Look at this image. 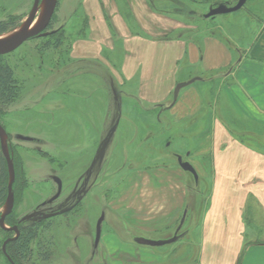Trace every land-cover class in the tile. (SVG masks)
Segmentation results:
<instances>
[{
	"label": "rangeland",
	"instance_id": "1",
	"mask_svg": "<svg viewBox=\"0 0 264 264\" xmlns=\"http://www.w3.org/2000/svg\"><path fill=\"white\" fill-rule=\"evenodd\" d=\"M148 3L154 12L166 16L165 24L151 18L152 33H158L154 31L157 23L167 27V38L198 39L203 34H215L227 38L237 49L253 42L264 24V0H247L237 11L209 18L204 15L211 7L221 3L231 6L237 0H208L206 3L198 0H148ZM32 4L33 0H0V20L11 24L10 30L0 37L19 29ZM118 5L132 24L127 0H118ZM42 11L43 6L39 16ZM88 20L84 0H58L47 36L30 39L16 51L0 57L1 64L8 61L15 66L25 85L12 105L0 106L6 148L19 169L15 219L35 211L38 206H42L41 213L61 204L70 206L75 202L80 186H87L81 204L67 217L69 224L64 225L66 219L59 217L36 226L38 235L32 243V254L20 264H112L104 253L105 232L113 229L124 238L133 239V234L128 232L130 226L124 221L126 214L117 212L118 215L112 216L115 211L111 203L126 192L127 184L131 182L130 186H133L135 181L141 185V179H131L128 183L126 179L152 166L178 165V155L193 166L195 163L201 170L209 166L206 158L195 155L194 149L210 130V115L205 102L211 100L209 95L213 86L194 82L181 90L195 87L202 93L204 113L199 114L197 121L192 116L184 119L168 110L173 95L161 108L139 102L135 97V82L118 83L111 77V67L98 62H81L70 56L73 42L83 37L88 29ZM174 24L180 28L174 30ZM132 28H135L134 24ZM56 40L61 45L53 48L50 45ZM46 42L50 44L49 48ZM104 54L112 66L120 68V43L116 50H104ZM191 75L193 73L186 72L183 76L191 78ZM220 110L223 111L221 106ZM57 176L63 182L59 199L62 201L44 206L57 190L53 181ZM187 181L189 188L196 183L190 173ZM208 183V178L199 176L196 185L198 189H205ZM190 201V216L179 234L199 222L201 202L196 197ZM7 210L5 202L0 206L1 217ZM104 210L109 212V217L103 221L102 243L99 242L97 254L93 257L95 225ZM178 224L164 233L151 234V237H172ZM193 229L191 235L172 244L154 247L164 254L165 264H189L192 261L194 243L190 248L187 242L197 236V228ZM255 229L253 235L256 238L261 233ZM135 233V237L150 235L142 234V231ZM7 234L0 226V264H9L2 253ZM41 238L46 252L40 250Z\"/></svg>",
	"mask_w": 264,
	"mask_h": 264
},
{
	"label": "crops",
	"instance_id": "2",
	"mask_svg": "<svg viewBox=\"0 0 264 264\" xmlns=\"http://www.w3.org/2000/svg\"><path fill=\"white\" fill-rule=\"evenodd\" d=\"M127 4L132 24L121 13L118 0H84L89 26L73 42L70 56L111 67L113 80L135 82L136 99L150 106L168 102L178 82L195 76L202 78L197 84L213 86L211 100L205 102L210 130L194 149L209 163L208 168L201 165L202 170L194 163L198 175L209 183L205 189L189 188V173L179 165L152 166L130 175L127 183L141 179V185L128 183L111 207L113 217L117 212L126 214L133 239L113 229L105 232V255L112 264H165L160 250L134 243L135 231L150 234L140 235L146 238H165L151 234L170 230L185 210L187 222L190 200L196 197L202 205L199 222L184 235L197 228V236L187 242L195 247L189 264H264V24L253 42L232 49L215 34L167 38V27L156 22L154 34L151 18L165 24L166 16L154 12L148 0ZM118 43L122 58L120 68H115L104 50L114 51ZM186 72L193 73L191 78L183 76ZM180 93L168 110L199 120L205 106L202 93L195 87ZM255 228L261 233L256 238Z\"/></svg>",
	"mask_w": 264,
	"mask_h": 264
},
{
	"label": "water",
	"instance_id": "3",
	"mask_svg": "<svg viewBox=\"0 0 264 264\" xmlns=\"http://www.w3.org/2000/svg\"><path fill=\"white\" fill-rule=\"evenodd\" d=\"M247 0H237V3L234 5H227L225 3H221L216 7H211L209 11L204 15L206 18L214 17L216 15L221 14H227L234 11H237L241 9ZM58 0H34L32 9L25 20V22L19 26V29L13 32L10 35L0 37V55L8 54L16 49H18L23 43L28 41L30 38L36 37V36H47L49 32L44 31L50 24L52 17L55 13L56 7H57ZM43 6V11L41 12L39 16L40 8ZM1 36V35H0ZM202 78L199 76L192 77L189 80L178 82L174 88L173 91V100L171 104L168 106V108L172 107L174 103L177 101L179 93L182 88L187 87L188 85L194 83L195 81L201 80ZM116 95V94H115ZM117 124L114 125V128H116ZM112 132L114 129H111ZM6 135V131L3 128V126L0 123V140H1V146L3 150V154L5 155V158L7 160L9 171H10V182H9V193L7 198V205L8 210L0 219V225L5 228L4 226V220L7 214L11 213L14 207V193L12 191V184L15 177V169L13 164V159L10 156V153L8 149L6 148L4 136ZM24 139H31L29 137H25ZM177 161L179 166L186 172L193 175L196 183L199 180L198 173L194 166L186 160H183V157L181 155L177 156ZM59 188L61 189V182L59 181ZM187 210L184 211L183 216L180 220V223L177 227L176 233L174 236L165 238V239H152V238H146V237H136L134 238V241L139 245H145L150 247H161L167 244H172L176 241H178L180 238H182L185 235L184 233H178L181 227L184 224L185 218H186ZM50 215V214H49ZM49 215H45V217H48ZM104 216L102 215L97 223V231H96V238H95V246H98L100 237H101V223L103 221ZM15 229V228H14ZM10 239H8L6 242H8ZM5 242V243H6Z\"/></svg>",
	"mask_w": 264,
	"mask_h": 264
},
{
	"label": "trees",
	"instance_id": "4",
	"mask_svg": "<svg viewBox=\"0 0 264 264\" xmlns=\"http://www.w3.org/2000/svg\"><path fill=\"white\" fill-rule=\"evenodd\" d=\"M198 1H201L202 3L204 2L206 3L208 0H198ZM51 22L48 26L49 28L51 27V24H52ZM10 27H11L10 22L0 21V35L9 31ZM225 39L230 44L232 49L236 48L234 47L232 42H230L227 38ZM46 43L48 45L47 46L48 48L50 46H52L53 48H58L61 45V42H58V40H56L52 45H50L48 42ZM24 86H25L24 82L17 75L16 68L14 65H12L8 61L6 63H2V64L0 63V106L8 107L12 105L21 95V91ZM13 164H14V169H15V177H14V181L12 184V191L14 192V196H15L16 195L15 188L18 182V176H19L18 170L19 169L17 167V164L15 163ZM9 182H10L9 166L5 158V155L3 154L1 140H0V206L3 205L7 201L8 193H9V188H8ZM194 186H196V183H194ZM194 186H190V188H193ZM13 212L14 211L6 215L5 220H4L5 224L7 223L9 225H13L14 222H16V219L13 216L14 215ZM0 219H1V215H0ZM1 228L3 229L2 226ZM37 231L38 230L36 226L28 227L21 232L20 237H18L15 242H12L8 245L7 252L8 254H10L12 259L17 264L23 261L27 255L32 254L33 249L31 247H32L33 241L37 238V235H38ZM50 241L51 240L49 239V243H51ZM39 245H41L40 250L46 249L44 248L45 246L42 245V238L41 240H39Z\"/></svg>",
	"mask_w": 264,
	"mask_h": 264
},
{
	"label": "flooded vegetation",
	"instance_id": "5",
	"mask_svg": "<svg viewBox=\"0 0 264 264\" xmlns=\"http://www.w3.org/2000/svg\"><path fill=\"white\" fill-rule=\"evenodd\" d=\"M34 1V0H33ZM33 5V4H32ZM57 8V7H56ZM0 21H4V20H0ZM49 30V27H47L44 31H48ZM36 37H43V36H36ZM36 37H33V38H36ZM32 39V38H30ZM29 39V40H30ZM28 40V41H29ZM27 42V41H26ZM24 44V43H23ZM22 44V45H23ZM21 45V46H22ZM20 46V47H21ZM19 47V48H20ZM17 50V49H16ZM15 50V51H16ZM14 52V51H13ZM12 53V52H11ZM10 54V53H8ZM8 54H3V55H0L1 56H5V55H8ZM81 62H84V61H81ZM1 123V122H0ZM2 125V123H1ZM3 126V125H2ZM4 128V126H3ZM5 129V128H4ZM53 181L56 183L57 185V190L56 192L48 199V201L45 203L44 206L46 205H57L58 203H61V201L59 200L60 197H61V194H62V190H63V182L62 180L57 176V177H53ZM59 181L61 182V189L59 188ZM87 186L84 184V186H80L78 192H77V196H76V200L74 203H72L70 206H62V204L58 207H55L54 209H51L49 211H47L46 213H41L39 211V209L42 207V206H38L36 208L35 211L31 212V213H28L27 215L21 217V218H18V220L16 219V222H14L13 225H7L5 226L4 231L6 233H9L7 234L6 238L4 239V242L2 244V253L3 255L5 256L7 262L9 264H17L13 259L12 257L10 256V254H8L7 252V247L10 243L12 242H15L16 239L18 237H20V234L21 232L28 228V227H34V226H39L40 223L44 222V221H50V220H53L55 218H59V217H64V225H67L69 224L70 220L69 218H67L69 215H71V213L73 212V210L79 206L82 202L81 200V196L83 195V193L85 192ZM14 193V192H13ZM16 202H17V198H16V195L14 196V207H13V210L14 211V208L16 207ZM50 214V215H49ZM108 214L109 212L107 210H104L101 212L99 218L103 215L104 218H103V221L106 219H108ZM45 215H49L48 217H45ZM98 218V220H99ZM98 220L96 222V225H95V237H94V242H93V246H94V250L92 251L91 255L94 257L96 254H97V247L98 246H95V238H96V231H97V223H98ZM103 221L101 223V237H102V234H103ZM15 228V229H14ZM12 233H15L14 235L10 236ZM80 234V233H79ZM8 239H10L8 242H6ZM6 242V243H5ZM100 244H101V241H99ZM23 262V261H21ZM20 262V263H21ZM19 263V264H20Z\"/></svg>",
	"mask_w": 264,
	"mask_h": 264
}]
</instances>
